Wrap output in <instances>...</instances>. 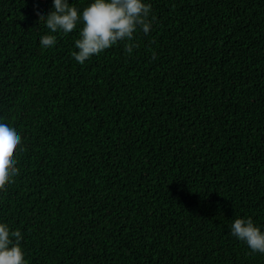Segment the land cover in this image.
Returning <instances> with one entry per match:
<instances>
[{"label":"trees","instance_id":"trees-1","mask_svg":"<svg viewBox=\"0 0 264 264\" xmlns=\"http://www.w3.org/2000/svg\"><path fill=\"white\" fill-rule=\"evenodd\" d=\"M147 2L131 55L81 65L79 25L39 43L52 0H0V112L22 137L0 221L27 264H264L229 228H264V0Z\"/></svg>","mask_w":264,"mask_h":264},{"label":"clouds","instance_id":"clouds-1","mask_svg":"<svg viewBox=\"0 0 264 264\" xmlns=\"http://www.w3.org/2000/svg\"><path fill=\"white\" fill-rule=\"evenodd\" d=\"M37 11L50 30L39 40L44 49L56 46L57 34H70L80 26L72 57L81 65L118 43L131 55L137 46V32L148 35L156 19L147 0H91L82 9L69 0H52V10L47 15L39 8ZM21 142L18 126L0 112V185L11 182L19 172L14 153ZM229 228L230 234L253 253L264 254V228L257 226L252 218H235ZM23 239L19 229L13 230L0 221V264H27Z\"/></svg>","mask_w":264,"mask_h":264}]
</instances>
